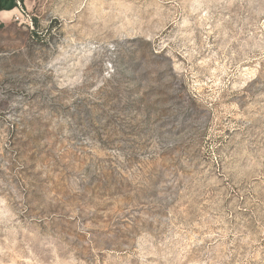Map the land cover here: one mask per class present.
<instances>
[{
  "label": "rangeland",
  "instance_id": "rangeland-1",
  "mask_svg": "<svg viewBox=\"0 0 264 264\" xmlns=\"http://www.w3.org/2000/svg\"><path fill=\"white\" fill-rule=\"evenodd\" d=\"M3 12L0 264H264V0Z\"/></svg>",
  "mask_w": 264,
  "mask_h": 264
},
{
  "label": "trees",
  "instance_id": "trees-1",
  "mask_svg": "<svg viewBox=\"0 0 264 264\" xmlns=\"http://www.w3.org/2000/svg\"><path fill=\"white\" fill-rule=\"evenodd\" d=\"M23 0H0V12L11 11L18 7V4L21 6Z\"/></svg>",
  "mask_w": 264,
  "mask_h": 264
},
{
  "label": "built area",
  "instance_id": "built-area-1",
  "mask_svg": "<svg viewBox=\"0 0 264 264\" xmlns=\"http://www.w3.org/2000/svg\"><path fill=\"white\" fill-rule=\"evenodd\" d=\"M18 7H20L19 4H18ZM22 14H23V10L17 11V15H15V21L20 20V18L23 17Z\"/></svg>",
  "mask_w": 264,
  "mask_h": 264
},
{
  "label": "crops",
  "instance_id": "crops-1",
  "mask_svg": "<svg viewBox=\"0 0 264 264\" xmlns=\"http://www.w3.org/2000/svg\"><path fill=\"white\" fill-rule=\"evenodd\" d=\"M0 13H5V12H0Z\"/></svg>",
  "mask_w": 264,
  "mask_h": 264
}]
</instances>
